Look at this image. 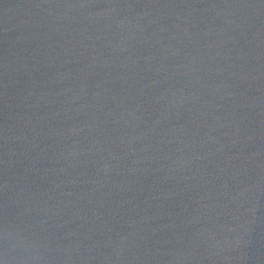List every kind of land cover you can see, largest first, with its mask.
Listing matches in <instances>:
<instances>
[{"label":"water","instance_id":"water-1","mask_svg":"<svg viewBox=\"0 0 264 264\" xmlns=\"http://www.w3.org/2000/svg\"><path fill=\"white\" fill-rule=\"evenodd\" d=\"M0 260L264 264V0H0Z\"/></svg>","mask_w":264,"mask_h":264},{"label":"clouds","instance_id":"clouds-1","mask_svg":"<svg viewBox=\"0 0 264 264\" xmlns=\"http://www.w3.org/2000/svg\"><path fill=\"white\" fill-rule=\"evenodd\" d=\"M0 264H7L6 260H0Z\"/></svg>","mask_w":264,"mask_h":264}]
</instances>
